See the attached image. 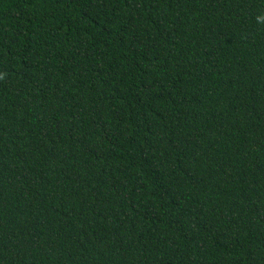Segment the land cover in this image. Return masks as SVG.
I'll return each instance as SVG.
<instances>
[{"label":"trees","instance_id":"1","mask_svg":"<svg viewBox=\"0 0 264 264\" xmlns=\"http://www.w3.org/2000/svg\"><path fill=\"white\" fill-rule=\"evenodd\" d=\"M0 264H264V0H0Z\"/></svg>","mask_w":264,"mask_h":264}]
</instances>
